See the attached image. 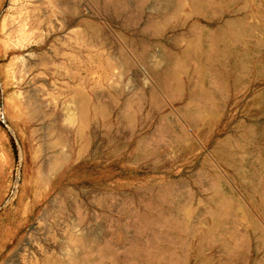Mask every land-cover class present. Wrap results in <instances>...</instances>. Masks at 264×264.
I'll return each instance as SVG.
<instances>
[{
    "label": "rangeland",
    "instance_id": "rangeland-1",
    "mask_svg": "<svg viewBox=\"0 0 264 264\" xmlns=\"http://www.w3.org/2000/svg\"><path fill=\"white\" fill-rule=\"evenodd\" d=\"M73 258L264 264V0H0V264Z\"/></svg>",
    "mask_w": 264,
    "mask_h": 264
},
{
    "label": "bare ground",
    "instance_id": "bare-ground-1",
    "mask_svg": "<svg viewBox=\"0 0 264 264\" xmlns=\"http://www.w3.org/2000/svg\"><path fill=\"white\" fill-rule=\"evenodd\" d=\"M196 1H198V0H196ZM194 4H195V2H194ZM198 10L200 9V6H197L196 7ZM233 31H236V27H234L233 28ZM254 59V58H253ZM175 63V62H174ZM180 64H182V63H180ZM174 66H178V65H176V64H171L170 65V67L168 66V68H167V71H169V73H167V74H165L164 73V75H163V78L165 79V82L166 83H173V85H174V87L176 88V87H178V89H179V87L181 86V84H180V82L178 83V82H176L177 81V79H176V81H175V79H173V75L174 74H171V73H173V72H175L174 71ZM165 71H166V69H165ZM166 85V84H165ZM208 92H205V91H202V93H201V95L205 98V99H209L210 98V95L209 94H207ZM262 98V97H261ZM80 109L82 110V113H80L81 115H83L82 117H84L85 116V110H86V105L84 104H82L81 105V107H80ZM81 110H79V111H81ZM205 111V110H204ZM97 254H98V256L101 258L102 257V251H100V249H98L97 250ZM156 256H154V258H155ZM68 264H93V262L90 260V259H77V258H73V259H71L69 262H68ZM114 264V263H113Z\"/></svg>",
    "mask_w": 264,
    "mask_h": 264
}]
</instances>
